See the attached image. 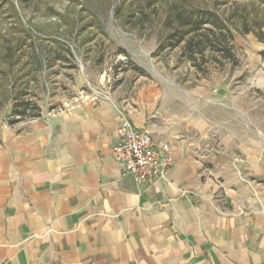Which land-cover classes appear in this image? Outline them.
Instances as JSON below:
<instances>
[{"label":"crops","instance_id":"0c3cea01","mask_svg":"<svg viewBox=\"0 0 264 264\" xmlns=\"http://www.w3.org/2000/svg\"><path fill=\"white\" fill-rule=\"evenodd\" d=\"M254 41L264 98V42ZM120 109L167 148L165 179L122 177ZM148 115L102 97L0 123V264H264V112L249 144L236 131L241 141L219 149L212 123L163 137Z\"/></svg>","mask_w":264,"mask_h":264},{"label":"rangeland","instance_id":"374dc122","mask_svg":"<svg viewBox=\"0 0 264 264\" xmlns=\"http://www.w3.org/2000/svg\"><path fill=\"white\" fill-rule=\"evenodd\" d=\"M177 3L214 11L229 32L174 45ZM257 11L261 19L264 0H0V123L19 95L44 111L107 97L148 106L158 136L193 135L206 121L218 149L247 145L264 98L252 85L261 41L242 16ZM220 42L231 57L213 50Z\"/></svg>","mask_w":264,"mask_h":264},{"label":"trees","instance_id":"16d2710c","mask_svg":"<svg viewBox=\"0 0 264 264\" xmlns=\"http://www.w3.org/2000/svg\"><path fill=\"white\" fill-rule=\"evenodd\" d=\"M173 14V22L175 23V27L173 29V33L170 36V39L175 40L176 43H181L188 36L197 34L202 31H207L210 34L205 35L208 41L213 42V38L215 37V30L220 34L228 31L229 29L224 21L217 15L214 11L209 9H201L197 7H189L187 5L177 3L172 7ZM260 16L258 11L256 12V16L249 19L246 15L242 16L243 23V31L246 34L254 32L258 39L261 42H264V33L262 29L264 28V15L261 19H258ZM210 28V29H207ZM193 37L188 42V48H190L193 44ZM201 41H198L196 44H199ZM221 43V47L211 46L213 50H216L226 57H231L230 49L224 43ZM173 45V46H174ZM215 48V49H214ZM264 57V54H263ZM22 95L16 96L13 99V105L11 108V113L9 116V124L14 125L21 121H26L29 119H34L41 116L42 109L40 106L30 100L25 99Z\"/></svg>","mask_w":264,"mask_h":264},{"label":"built area","instance_id":"2783aa9c","mask_svg":"<svg viewBox=\"0 0 264 264\" xmlns=\"http://www.w3.org/2000/svg\"><path fill=\"white\" fill-rule=\"evenodd\" d=\"M119 114V143L114 157L122 177H131L137 186L165 179L171 165L167 148L158 145L148 129L137 128L122 109Z\"/></svg>","mask_w":264,"mask_h":264}]
</instances>
